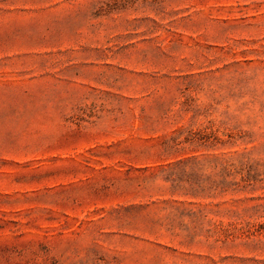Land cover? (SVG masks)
Returning a JSON list of instances; mask_svg holds the SVG:
<instances>
[{"label": "rangeland", "instance_id": "obj_1", "mask_svg": "<svg viewBox=\"0 0 264 264\" xmlns=\"http://www.w3.org/2000/svg\"><path fill=\"white\" fill-rule=\"evenodd\" d=\"M0 264H264V0H0Z\"/></svg>", "mask_w": 264, "mask_h": 264}]
</instances>
